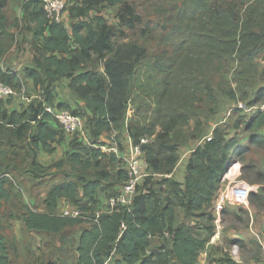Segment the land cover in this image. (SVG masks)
Segmentation results:
<instances>
[{"label": "trees", "instance_id": "trees-1", "mask_svg": "<svg viewBox=\"0 0 264 264\" xmlns=\"http://www.w3.org/2000/svg\"><path fill=\"white\" fill-rule=\"evenodd\" d=\"M10 1L0 0V60L17 46L16 30L31 33L32 67L24 73L37 97L21 110H10L0 99V216L12 197L14 176L41 179L55 168L67 179L49 189L44 211L24 205L19 219L29 232L52 234L88 224L79 264H244L229 248L212 243L214 205L237 163L243 179L264 182V169L247 162L252 147L264 150V112L246 115L239 108L259 107L264 98L263 88L249 97L264 76V0H161L165 6L146 13L131 0H67L69 25L65 18L51 19L41 0H24L22 16L13 20ZM105 3L118 7L117 27L93 15ZM64 80L77 109L70 101L58 102ZM0 82L16 92L26 89L19 75L1 66ZM221 96L237 107L229 122L210 128L202 118L218 113ZM47 107L80 116L85 137L67 135ZM241 128L250 134L248 143L229 137ZM124 133L141 145L148 176L130 207L109 211L108 200L129 173L119 155L101 147L114 144L121 152L118 137ZM63 143L66 152L52 166L39 160L42 151L54 154ZM190 143L200 144L180 183L175 172ZM258 196L251 193L254 207ZM63 201L93 218L104 212L93 221L63 217ZM4 229L0 224V264H15L14 257L21 262V245Z\"/></svg>", "mask_w": 264, "mask_h": 264}, {"label": "rangeland", "instance_id": "rangeland-1", "mask_svg": "<svg viewBox=\"0 0 264 264\" xmlns=\"http://www.w3.org/2000/svg\"><path fill=\"white\" fill-rule=\"evenodd\" d=\"M132 2H136V8L140 13H146L147 10L150 11L155 5L165 6V4L157 2L156 0H131ZM24 0H11L9 6V16L11 19L17 18L19 16V12L22 9V4ZM147 2L146 5H143ZM19 11V12H18ZM100 14L104 16L109 24L114 26H118V7H111L107 3L103 5V8L100 11L93 12V15ZM64 18L67 19L68 24L70 22L68 12L64 13ZM142 29L139 27V30ZM18 33V44L10 54L0 60V66L3 69L10 70L13 73L19 75L23 80V85L26 86L25 95L33 94V85L27 78H25V70L27 68L32 67V51H31V40L32 34L29 32H25L22 29L16 30ZM261 69L264 72V60L261 61ZM264 74V73H263ZM234 88H237V84H233ZM257 87V88H256ZM255 88H252L249 93L250 99L255 97V93L260 88L264 89V76L262 77V81ZM66 81H62L58 87V101H64V103L72 101L74 102V109L78 108V105H75V100L72 99L70 93H68L66 89ZM17 94L10 99L7 100V106L9 108H17V110H21L26 106L25 101L23 100V93L16 92ZM27 94V95H26ZM34 96H37L34 93ZM264 97V96H263ZM261 98V97H260ZM239 104V103H238ZM259 107L264 106V98L260 99L258 103ZM202 106V105H201ZM237 107V104L225 96L220 97V104L218 108V113L206 119L203 117V123L207 124L210 128L214 125L224 124L229 122V118L231 114H233V110ZM73 109V110H74ZM256 110H252L250 112H245L246 115H252ZM207 116V115H205ZM236 117L234 118V120ZM195 126L194 121L191 123V127ZM264 134V128L260 131V134ZM238 135L243 143H248L250 140V134L244 132L243 128L240 130L232 129L230 131L229 137ZM119 146L121 148L122 154L128 152L130 147L129 137L126 133L119 135ZM113 140H107L108 144L112 143ZM109 144V145H110ZM191 144V143H190ZM252 152L247 155V162L250 160H255L257 162L259 170L264 169V150L252 147ZM66 152V145L63 143L62 145L57 147V150L54 154H47L43 151L39 156V160L46 165L47 167L52 166L59 158H61ZM184 153L181 151V159L182 162L177 168L175 179L178 182H184L187 173V165L188 160L184 157ZM51 175L45 176L41 179L33 178L28 174H24L22 176H14L13 177V191L12 197L10 201L5 202L2 208V214L0 216V224H9L8 232L9 235H13L12 229L15 224H22L19 217L23 213L24 205H29L30 201H34L32 207L36 210L44 209V199L49 191V189L55 183L66 180V177H63L56 171L55 168L50 170ZM250 178H254L252 174H249ZM245 181L251 186H253V192L258 196V206L254 207L249 205V207L239 206L234 203H227L224 210L220 212V214L215 213V218H219V222H215L217 225V234L213 238L212 243L217 244L219 246H225L231 250V255L235 258L237 256V251H233L236 249V246L239 248L238 255L242 258L244 264H248L249 260L253 259L252 257H256L258 252H263L262 245L260 241L264 244V182L260 184H252L247 179H243L242 176V164L237 163L233 165L229 173L224 177L222 184L220 195L227 189L228 186H235L238 182ZM218 200V199H217ZM217 201L215 202L216 205ZM214 205V206H215ZM245 211H248V214H245ZM181 222L186 221L183 214H180L179 217ZM191 222V221H189ZM85 225H88L85 223ZM82 227V226H81ZM79 228H71L66 231L70 232L71 230L75 232ZM258 236H256V235ZM14 236V235H13ZM238 242V243H237ZM23 251V248H22ZM235 252V253H234ZM207 256L204 255L202 257V262L206 261ZM15 264H23V262L18 261L15 257ZM237 261V260H236Z\"/></svg>", "mask_w": 264, "mask_h": 264}, {"label": "built area", "instance_id": "built-area-1", "mask_svg": "<svg viewBox=\"0 0 264 264\" xmlns=\"http://www.w3.org/2000/svg\"><path fill=\"white\" fill-rule=\"evenodd\" d=\"M44 3L45 10L48 16L56 20L57 22L64 21V13L67 6V0H41ZM25 90L23 89V98L27 103H30L37 96L25 95ZM16 91L0 82V99L8 100L11 97L15 96ZM239 108L245 109V111L250 112L252 110H261L264 112V106L254 107V108H245L244 104L240 103ZM47 112L55 116L59 123L63 126L67 135H73L76 133H81L85 137V122L84 120L77 115L72 114L69 111H58L55 108L47 107ZM147 139H142L141 143H147ZM104 151L109 153H116L121 157V159L126 164L129 179L122 186L120 192L112 196L108 200L109 211L116 209L117 207H130L133 204L135 195L137 194L138 186L141 182L148 176L147 170L142 167V161L144 158V153L142 151L141 145H133L130 143V147L127 153L122 154L119 150L118 145H111L101 147ZM254 188L245 181L238 182L235 186H228L227 189L220 195L215 205V211L217 214H220L224 210L227 203H234L239 206L249 207L250 197ZM104 211L96 212L95 218H93L89 213L83 212L80 208H75L71 205H68L60 211V215L63 217L81 219L84 221H93L97 220ZM219 222V218L216 219ZM235 253V252H234Z\"/></svg>", "mask_w": 264, "mask_h": 264}, {"label": "crops", "instance_id": "crops-1", "mask_svg": "<svg viewBox=\"0 0 264 264\" xmlns=\"http://www.w3.org/2000/svg\"><path fill=\"white\" fill-rule=\"evenodd\" d=\"M16 10H21V9L19 8ZM19 13H20L19 16H17L18 18L22 16V11H20ZM65 21L67 25H69L67 19H65ZM65 90L68 93H70L68 88H66ZM70 102L74 104V102L72 101ZM25 104H27L26 101H25ZM9 109L17 110V108H9ZM129 142L131 143V141ZM199 144L200 143H191L189 146L182 149V152L185 154L184 157L187 160L189 159L192 151ZM181 162H182V159L179 162V165ZM175 175H176V172H175ZM180 183H183V182H180ZM32 204H34L33 200L30 201L29 206L32 207ZM68 205L70 204L63 201L60 206L61 207L60 211L62 210V208ZM106 205H107V200L103 204V207ZM39 211H44V209L39 210ZM2 225H5L6 229H4V233L5 235L8 236L9 235V232H8L9 224H2ZM87 227L88 225L83 224L82 227L81 226L78 227L79 229L75 230V232L71 230L70 232L66 233V231L69 230L67 229L61 234H52V233H47V232H29L25 228L24 224L22 223V224H15V226L12 229V233L14 237L17 239L18 243L23 248L22 261L24 262V264H42V261H45V262L52 261V262H57L58 264H79L78 263V260H79L78 247L80 243V237H81V233L83 229ZM260 243L262 245L263 252H261V249H260V252H258V255L256 257H252L253 259L249 260L248 264H264V244L261 241ZM233 251H237V256L235 257V260L243 263L242 258L240 257V255H238V252H239L238 246H236V249Z\"/></svg>", "mask_w": 264, "mask_h": 264}, {"label": "water", "instance_id": "water-1", "mask_svg": "<svg viewBox=\"0 0 264 264\" xmlns=\"http://www.w3.org/2000/svg\"><path fill=\"white\" fill-rule=\"evenodd\" d=\"M142 167L145 168L146 170L149 168L148 164H147V162L145 160L142 161Z\"/></svg>", "mask_w": 264, "mask_h": 264}, {"label": "clouds", "instance_id": "clouds-1", "mask_svg": "<svg viewBox=\"0 0 264 264\" xmlns=\"http://www.w3.org/2000/svg\"><path fill=\"white\" fill-rule=\"evenodd\" d=\"M145 160V159H144Z\"/></svg>", "mask_w": 264, "mask_h": 264}]
</instances>
